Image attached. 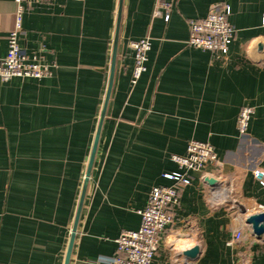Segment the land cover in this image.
<instances>
[{"label": "crops", "instance_id": "obj_1", "mask_svg": "<svg viewBox=\"0 0 264 264\" xmlns=\"http://www.w3.org/2000/svg\"><path fill=\"white\" fill-rule=\"evenodd\" d=\"M159 3L171 5L168 21L166 10L155 15ZM221 3L236 30L225 56L188 43L190 22ZM118 4L26 0L21 46L52 72L0 82V264H64L107 90ZM15 12L14 0H0V64ZM263 14L264 0L123 1L114 85L70 264H106L116 254L122 231L139 228L151 189L172 186L166 176L183 173L172 156L185 155L191 140L213 145L220 165L192 173L181 188L152 264H264V239L245 223L264 214V184L253 175L264 169ZM145 37L152 40L147 71L133 84L129 44ZM247 106L254 113L241 137L238 117ZM194 246L198 257H186Z\"/></svg>", "mask_w": 264, "mask_h": 264}, {"label": "built area", "instance_id": "obj_2", "mask_svg": "<svg viewBox=\"0 0 264 264\" xmlns=\"http://www.w3.org/2000/svg\"><path fill=\"white\" fill-rule=\"evenodd\" d=\"M14 1L16 4L14 29L7 36L8 50L0 64V82H9L14 78H47L51 75V66L42 63L37 57L30 60L20 43L26 0ZM170 7L169 3H159L155 15L160 16L161 11L166 10L164 19L168 21ZM262 27L264 28V14ZM189 29V45L222 56L228 54L236 34L235 27L228 20V7L222 3L213 5L205 18L191 21ZM129 46L134 54L132 83L136 84L147 71L152 40L150 37H145L130 42ZM253 113L254 109L248 106L240 111L237 126L241 137L247 135ZM172 159L183 173L166 176L174 181L172 186H156L151 189L148 203L140 211L139 228L122 231L115 241L116 254L107 258L106 264H152L167 227L173 223L171 209L179 202L181 188L191 183L192 173L200 172L209 165H220L213 145L197 140L188 143L185 155H173ZM253 175L256 180L264 184V169L253 170ZM241 237V231H237L234 240H239ZM232 242L230 241L229 244Z\"/></svg>", "mask_w": 264, "mask_h": 264}, {"label": "water", "instance_id": "obj_3", "mask_svg": "<svg viewBox=\"0 0 264 264\" xmlns=\"http://www.w3.org/2000/svg\"><path fill=\"white\" fill-rule=\"evenodd\" d=\"M123 1L124 0H119V4H118V12H117L115 33H114L113 46H112L111 64H110L109 80H108L107 90H106V94H105V99H104L102 111L100 114V119H99L97 131H96L94 143L92 146L90 158L88 161V166H87V170H86V174H85V178H84V182H83L78 206L76 209V213H75V217H74V221H73V225H72V230H71L70 239H69V243H68V247H67V251H66V255H65L64 264H70V261H71L74 243H75V239H76V234H77V230H78V226H79L80 218H81V214H82V209L84 207V202H85L87 191H88L90 177H91L92 170H93L94 163H95V159H96V154H97V150H98V145H99V140H100V136H101V132H102V127H103V124H104V121L106 118V112H107L108 104L110 101V97H111V93H112V89H113V85H114L116 62H117V56H118V42H119L120 26H121V20H122ZM258 47H259V49H261L262 45H259ZM205 181L211 186L216 185V180L213 178L207 177L205 179ZM243 212H244V210H243ZM245 223L250 226L253 235L257 239H264V214L263 213H255V214L249 215L246 218ZM199 253L200 252H199L198 247H193L191 249L184 251V255L188 258H191V259H196L199 255Z\"/></svg>", "mask_w": 264, "mask_h": 264}, {"label": "bare ground", "instance_id": "obj_4", "mask_svg": "<svg viewBox=\"0 0 264 264\" xmlns=\"http://www.w3.org/2000/svg\"><path fill=\"white\" fill-rule=\"evenodd\" d=\"M192 246V245H191ZM190 247V246H189ZM188 248V247H187Z\"/></svg>", "mask_w": 264, "mask_h": 264}, {"label": "rangeland", "instance_id": "obj_5", "mask_svg": "<svg viewBox=\"0 0 264 264\" xmlns=\"http://www.w3.org/2000/svg\"><path fill=\"white\" fill-rule=\"evenodd\" d=\"M195 247V246H194ZM193 248V247H192Z\"/></svg>", "mask_w": 264, "mask_h": 264}]
</instances>
